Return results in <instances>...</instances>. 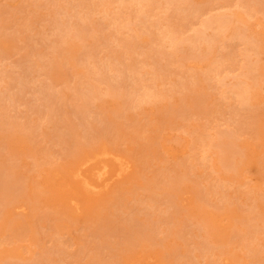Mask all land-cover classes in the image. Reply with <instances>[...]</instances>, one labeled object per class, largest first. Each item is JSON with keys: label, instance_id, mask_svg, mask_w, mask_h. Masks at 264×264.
Wrapping results in <instances>:
<instances>
[{"label": "rangeland", "instance_id": "1", "mask_svg": "<svg viewBox=\"0 0 264 264\" xmlns=\"http://www.w3.org/2000/svg\"><path fill=\"white\" fill-rule=\"evenodd\" d=\"M150 1L0 0V264H264V48L185 51L224 11L264 43V0ZM94 149L123 172L85 192Z\"/></svg>", "mask_w": 264, "mask_h": 264}, {"label": "bare ground", "instance_id": "2", "mask_svg": "<svg viewBox=\"0 0 264 264\" xmlns=\"http://www.w3.org/2000/svg\"><path fill=\"white\" fill-rule=\"evenodd\" d=\"M125 1H128V0H125ZM129 1H131V2H133V4H135V5H138V7L140 8V9H142V10H144L145 8H147V6H150V4H151V1L150 0H129ZM183 1H186L187 2V0H183ZM78 7V6H77ZM146 10V9H145ZM241 10V9H240ZM247 11V10H246ZM245 11V12H246ZM226 11H224V12H220L218 15L216 14L215 16H213V17H210L208 20H206L205 22H204V25H205V31H204V28L203 29H198L199 30V33H194L193 35H195L194 37L193 36H191V37H187V38H185L186 39V41H187V39L190 41V43H192L191 45L192 46H194V47H192V48H190L189 47V49L188 50H185L186 52H187V54H189V55H193V51H195L194 49H196V47L197 48H199L197 45L199 44V43H201V42H206V43H208L209 45L210 44H212V43H214V42H216V41H220V40H223V39H225V37H228L229 35H236V34H241L242 36H245V37H247L248 38V40H247V43L248 44H253V43H251V42H254V44L253 45H251V46H259V47H261V48H264V43H262L261 42V40L260 39H258L257 38V36H258V33H256V37L255 38H253V35L255 34H251L250 32H249V29H247V28H242V30L240 29V28H238L237 26H236V22H242V20H243V15H242V13L240 14V13H238V12H227V13H225ZM249 14V13H248ZM246 16H248V15H246ZM258 22V21H257ZM245 23H246V21H245ZM76 24V23H75ZM259 24V23H258ZM262 24H263V22H262ZM76 25H80V23L79 24H76ZM261 25V24H260ZM250 26H253V24L252 25H250ZM168 27V26H167ZM166 27V28H167ZM257 28H258V26H256ZM77 28V27H76ZM233 29L232 31H230L229 32V29ZM248 28H249V26H248ZM163 29V28H162ZM73 30V29H72ZM198 30H196L195 32H198ZM201 30H203L202 32H200ZM241 30V31H240ZM178 30H177V28L175 27V26H173V25H171V26H169L167 29H164V31L162 30V35H163V37L164 38H168V39H170L171 41H172V46L173 47H175V44H177L178 46L181 44L179 41H177V36H175L176 35V32H177ZM248 31V32H247ZM257 31V30H256ZM65 32V31H64ZM72 32V31H71ZM254 32V31H253ZM65 34V33H64ZM259 37V36H258ZM261 38H263L262 36H261ZM129 40V39H128ZM128 40H126L127 42H126V44L127 45H131V42L130 41H128ZM133 40V39H132ZM169 40V41H170ZM183 41V40H182ZM185 41V42H186ZM248 41H250V42H248ZM134 42V41H133ZM177 42H179V43H177ZM184 43V42H183ZM133 44V43H132ZM135 44V43H134ZM188 44V43H187ZM247 44V45H248ZM178 46H176V47H178ZM189 46V45H188ZM250 46V47H251ZM201 47V46H200ZM255 47H251L252 49L253 48H255ZM259 47H256V48H259ZM183 48V47H182ZM185 48V47H184ZM179 49H180V47H179ZM251 49V50H252ZM174 50V49H173ZM177 50V49H176ZM182 50V49H181ZM254 50V49H253ZM179 50H177V52H178ZM197 52H198V50H196ZM195 51V52H196ZM255 51H258L259 52V49L258 50H255ZM261 53V52H260ZM259 53V54H260ZM255 54V53H254ZM263 54H261V56H262ZM246 56V55H245ZM249 60L250 61H252L250 58H249ZM248 61V60H247ZM250 61H249V63H250ZM256 62L257 61H253L252 63L253 64H255L254 65V67L256 66V67H258V69L259 70H264V65H260V64H256ZM258 63V62H257ZM248 64V63H247ZM253 64H252V66H253ZM248 66V65H247ZM251 66V67H252ZM51 68H52V65H51ZM261 68V69H260ZM254 69H256V68H254ZM252 72H253V67H252ZM251 72V68L248 66L247 67V69H246V76L248 77H252L253 78V75L251 74L252 73ZM103 76H104V74H103ZM103 76H101V77H103ZM104 78V77H103ZM108 78V77H107ZM106 78V79H107ZM109 79V78H108ZM253 80H254V78H253ZM106 81H108V80H106ZM110 81V80H109ZM245 81V80H244ZM253 82H256L255 80L253 81ZM112 83V82H111ZM239 84V83H238ZM186 85H188V84H186ZM259 85V84H258ZM258 87H260V86H257V84L256 83H252V84H248L247 82H243L241 85H237L236 86V88L234 89L235 90V92L237 93V95H238V97L242 100V101H250V100H252V99H254V98H258L257 97V95L260 93L259 92V88ZM261 88V87H260ZM112 89V88H111ZM114 89H115V87H114ZM233 89V88H232ZM118 90V89H117ZM116 91V90H115ZM114 93V92H113ZM119 93V92H118ZM127 93V92H126ZM134 93V92H133ZM147 93V95L149 96V94L151 95V93H153V92H150V93H148V92H146ZM47 94V93H46ZM65 94V93H64ZM124 94V92L122 93V95ZM128 94V93H127ZM53 95V97L51 98V99H49V100H51L52 101V99L54 98V96H58V95H56V94H52ZM84 95V94H83ZM83 95L81 96V98H83ZM88 95V94H87ZM91 95V94H90ZM126 95V94H125ZM130 95H132L131 93H130ZM152 95H154V93L152 94ZM47 96H49L48 94H47ZM76 96V95H75ZM127 96V95H126ZM146 96V95H145ZM156 96V95H155ZM201 96V95H200ZM0 97H2V96H0ZM86 97V96H85ZM84 97V98H85ZM122 97V96H121ZM123 97H124V95H123ZM131 96H129V99H132V98H130ZM157 97V96H156ZM199 97V96H198ZM5 98V97H4ZM46 98V97H45ZM47 98H50V96L49 97H47ZM56 98H58V97H56ZM62 98V97H61ZM65 98V97H64ZM63 98V99H64ZM71 98V97H70ZM75 98V97H74ZM84 98H83V100H84ZM90 97H88V99H89ZM126 97H124V99H125ZM145 98V97H144ZM128 99V100H129ZM201 99V98H200ZM48 100V99H47ZM55 100V99H54ZM54 100L52 101V102H54ZM59 100H60V97H59ZM58 100V101H59ZM62 100V99H61ZM82 100V101H83ZM121 100V99H120ZM126 100V99H125ZM125 100H123V101H125ZM142 99H140V101H141ZM50 101V102H51ZM84 101H86V100H84ZM87 101H90V100H87ZM130 101V100H129ZM49 102V103H50ZM55 102H56V109H54V105H55V103H52V105H53V107L52 108H50L51 110L52 109H54V110H57V108H58V105H59V108H60V103L58 102L57 103V100H55ZM131 102V101H130ZM130 102H128V103H130ZM3 103H4V101H3ZM63 103V105L65 104L64 103V101L62 102ZM62 103H61V105H62ZM90 102H88V106H89V108H90V104H89ZM141 103H142V101H141ZM242 103V102H241ZM4 105V104H3ZM49 105V104H48ZM51 105V104H50ZM76 105H78L77 103H76ZM243 105H245V104H243ZM1 106V105H0ZM201 106V105H200ZM63 107V106H62ZM79 107H80V104H79ZM86 107V106H85ZM84 107V108H85ZM59 108H58V110H59ZM64 108V107H63ZM62 108V109H63ZM73 108V109H72ZM72 108H70L73 112H74V109H76L75 107H72ZM83 108V107H82ZM92 108V107H91ZM186 108V107H185ZM164 109H165V107H164ZM168 109H169V107H168ZM167 109V110H168ZM171 109V108H170ZM175 109H176V107H175ZM81 110V109H80ZM79 110V111H80ZM89 110V109H88ZM91 110V109H90ZM173 110V109H172ZM61 111H63V112H67V111H64V110H61ZM77 111V110H76ZM76 111H75V115H78L79 116V114H82V113H78V114H76ZM171 111V110H170ZM182 112H184V109H182L181 110ZM186 111V110H185ZM49 112V111H48ZM54 112V114H56L55 113V111H53ZM50 113H52V112H50ZM250 113H254L253 111L252 112H250ZM72 114V113H71ZM66 115V114H65ZM83 115H85V113H83ZM258 115V114H257ZM256 115V116H257ZM49 116V115H48ZM50 116H52L51 114H50ZM60 116V115H59ZM77 116V117H78ZM251 117H255V116H252V115H250ZM82 117V116H81ZM63 118L64 117H62V116H60V120L62 119L63 120ZM70 119V118H69ZM73 120V119H72ZM83 120H84V117L82 118V121H80V122H83ZM3 122V124H4V122H6V121H2ZM8 122V121H7ZM57 121H55V123H56ZM62 122V121H61ZM60 122V123H61ZM64 122H66V121H64ZM68 122V121H67ZM72 121L70 120V122H68L69 124L71 123ZM0 123H1V121H0ZM12 123V122H11ZM11 123H9L8 122V124L10 125ZM54 123V128H56L58 125H62V124H58V123H56L55 124ZM65 124V123H64ZM17 125L18 124H16V127H17ZM19 125H20V123H19ZM24 125V124H23ZM55 125H56V127H55ZM71 125H73L72 123H71ZM139 125V124H138ZM22 126V125H21ZM64 126V125H63ZM84 125H82V127H83ZM91 126V125H90ZM140 126V125H139ZM20 127V126H19ZM59 127V126H58ZM75 127V126H74ZM86 127V126H85ZM88 127H89V125H88ZM92 127V126H91ZM95 127V126H94ZM107 127V126H106ZM105 127V128H106ZM68 128H69V126H68ZM78 128V127H77ZM95 128H97V127H95ZM94 128V129H95ZM100 128V127H99ZM134 128V127H133ZM74 129H76V128H74ZM73 129V130H74ZM83 129V128H82ZM102 129H104V128H102ZM101 129V130H102ZM109 130L111 129V128H108ZM107 128H106V133L105 134H110V133H113L112 132V130H111V132H108L109 130H108ZM33 130H34V128H32V132H33ZM84 130H85V128H84ZM83 130V131H84ZM86 130H87V128H86ZM92 130V129H91ZM100 130V131H101ZM35 131V130H34ZM78 131V130H77ZM77 131H75V133L77 132ZM81 132V131H80ZM94 131H92V133H93ZM95 132H97V131H95ZM103 132V131H102ZM108 132V133H107ZM91 133V132H90ZM99 133V132H98ZM98 133H95V134H98ZM71 134V133H70ZM100 134V133H99ZM102 134H104V133H102ZM207 134V133H206ZM205 133H204V135H206ZM72 135H74V133L73 134H71V136ZM203 135V136H204ZM225 135V134H224ZM224 135H222V136H224ZM71 136H68V138H70ZM92 136V135H91ZM157 136V135H156ZM228 137L230 136V135H227ZM62 137V136H61ZM67 137V136H66ZM89 138V137H88ZM93 138V137H92ZM99 138V137H98ZM206 139L208 138V141L210 140V138H209V136H206L205 137ZM225 138V137H224ZM63 139V138H62ZM75 139V138H74ZM113 139V138H112ZM204 139V138H203ZM203 140V142H204V144L205 145H208V143H206L207 142V140ZM69 140V139H68ZM71 140H72V138H71ZM64 141H65V139H64ZM156 141V140H155ZM206 141V142H205ZM231 141V140H230ZM67 143H68V141H66ZM73 142V141H72ZM71 142V143H72ZM210 142H211V140L209 141V144H210ZM217 142H219V141H217ZM232 142V141H231ZM168 143V142H167ZM220 143V142H219ZM76 146L75 145V142H74V144L72 143V146ZM72 146H70V148H68V149H73V148H75V149H77L78 148V146H77V148L76 147H72ZM81 146V145H80ZM96 146V145H95ZM102 146V145H101ZM94 150H96V149H94ZM98 150H99V148H98ZM98 150H96V152L94 153V151H93V154L92 155H88V156H86V157H84L83 159H82V161L78 164V166H77V169H76V172H75V176H77L78 178L79 177H81V178H79V179H76L78 182L81 180V188L85 191V192H87V191H99V190H101V188L103 187V186H106L108 183H109V180H110V178H111V176H112V174L113 173H111V165L109 164V163H107L106 162V157H105V161H103V160H100V158H102L101 156H105V155H107V154H110L109 152H111V151H109L108 152V150H106V151H99V152H97ZM231 151L230 150H228V148L227 149H225L224 150V154H229ZM69 153H71V152H69ZM72 153H73V151H72ZM113 153V152H112ZM172 153V152H171ZM91 154V153H90ZM114 154V153H113ZM113 154H111V155H113ZM111 155H107L108 157L110 156L111 157ZM116 156H117V154H115ZM118 157H119V155H118ZM103 159V158H102ZM122 158H120V160H121ZM109 160H110V158H109ZM112 160H113V158H112ZM111 160V161H112ZM122 160H124V159H122ZM116 161V160H115ZM231 161V160H230ZM229 161V162H230ZM121 162V161H120ZM127 162V161H126ZM117 163V162H116ZM122 163V162H121ZM127 163H130V162H127ZM126 163V164H127ZM144 163V162H143ZM147 163V162H146ZM125 165V164H124ZM231 165V169L232 170H236V166H233L232 165V163H230L229 164V166ZM114 166V165H113ZM115 166H117V165H115ZM115 166L114 167H112V168H114L115 169ZM121 167V166H120ZM130 167H131V164H130ZM85 168V169H84ZM122 168V167H121ZM124 168H125V166H124ZM127 168L128 169H130L128 166H127ZM173 170L174 169H172V172H173ZM114 172V171H113ZM122 172H123V169H119L118 168V170L117 171H115V174H113V176H115V175H121L122 174ZM125 172V171H124ZM232 172H234V171H232ZM51 173V172H50ZM126 174H128V172L126 173ZM113 176H112V179H113ZM123 176V175H122ZM3 177V176H2ZM2 177H0V178H2ZM77 177H75V178H77ZM119 177V176H118ZM115 178V177H114ZM120 178H123V177H120ZM51 179V178H50ZM119 179V178H118ZM2 180V179H1ZM101 180H103V183H101ZM113 180H116V178L115 179H113ZM111 181V182H115V181ZM5 182V181H4ZM110 182V183H111ZM0 183H1V181H0ZM67 183V182H66ZM80 183V182H79ZM109 183V184H110ZM3 185V184H2ZM7 185V184H6ZM109 186V185H108ZM21 187V186H20ZM110 187H111V185H110ZM106 189V188H105ZM152 189H154V188H152ZM7 190V189H6ZM107 190V189H106ZM2 192V191H1ZM97 194H98V192H96ZM101 194V193H100ZM156 199V198H155ZM158 200V199H157ZM23 207H25V206H23ZM1 209V208H0ZM23 209V208H22ZM24 210V209H23ZM156 218H157V216H156ZM209 219V218H208ZM215 219V218H214ZM152 232V231H151ZM252 232V231H251ZM153 233V232H152ZM151 235H153V234H151ZM154 236V235H153ZM256 257L259 259V255L257 254L256 255ZM262 259V258H261ZM260 261V260H259Z\"/></svg>", "mask_w": 264, "mask_h": 264}]
</instances>
